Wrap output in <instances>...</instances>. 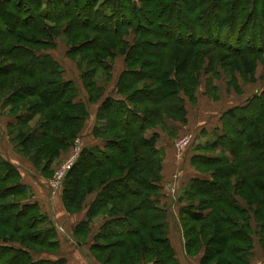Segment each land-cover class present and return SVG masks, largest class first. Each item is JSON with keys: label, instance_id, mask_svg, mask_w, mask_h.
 Segmentation results:
<instances>
[{"label": "trees", "instance_id": "trees-1", "mask_svg": "<svg viewBox=\"0 0 264 264\" xmlns=\"http://www.w3.org/2000/svg\"><path fill=\"white\" fill-rule=\"evenodd\" d=\"M252 21L263 29H248ZM0 28L1 105L14 115L8 127H19L13 133L21 153L49 164L87 117L76 85L44 52L56 47L59 31L68 39L66 55L78 54L88 101L100 103L93 134L102 147L82 151L61 193L71 213L95 193L85 219L73 226L77 244L101 215L90 250L103 264H181L167 211L156 202L163 154L154 128L173 135L174 122L186 124L184 97L195 98L202 75L205 93L215 97L220 69L235 79L259 62L264 67V0H0ZM128 30L133 42L124 39ZM118 56L123 67L106 95ZM212 131L191 157L206 176L192 177L185 188L178 215L184 249L200 254V264H249L256 237L264 252V88L224 111ZM32 195L0 155V264L66 262L33 256L57 251L60 243L39 204L27 200Z\"/></svg>", "mask_w": 264, "mask_h": 264}, {"label": "rangeland", "instance_id": "rangeland-1", "mask_svg": "<svg viewBox=\"0 0 264 264\" xmlns=\"http://www.w3.org/2000/svg\"><path fill=\"white\" fill-rule=\"evenodd\" d=\"M252 26L258 27L259 25L257 26V23L252 21L248 24L247 28L250 29ZM258 28L262 27L259 26ZM175 35L176 34L171 32L172 37ZM260 37L264 38V35ZM134 38L135 33L133 30H128L127 34L124 36V39L129 42H133ZM53 40L56 47L44 52L51 54L58 62L63 69L64 78L73 81L76 85L78 91L76 100L84 101L83 104L87 110V117L84 124L68 145L59 149L58 153L52 158L49 164L44 160L36 163L30 156L21 153L19 146L16 145L14 141L15 134L13 132H16V130L18 131L19 127H8V123L14 121V115L10 111V106L3 107V105H1L2 98L0 99V155L17 169L20 182L31 189L33 195L32 198L27 199L29 202L36 201L39 204L36 199L37 196H34L38 192H42L46 196V199H43L41 203L46 209L49 208V213L46 209H41V211L48 216L54 227H56V239L60 244L57 251L53 252L55 249L48 248V251L45 252L49 253L33 254V256L35 258L47 257V259L51 258V260L65 258L66 262L64 264H103L92 255L90 244H92V240L95 239L94 236L100 230V226L105 220V217L99 215L89 222L85 234V243L78 245L73 232V226L79 221L71 226L72 221L69 219L70 217L66 215V213L70 215L75 214V217L78 218L81 214L80 212H86L95 197V193L87 194L82 201L80 210L78 212L74 211V213L66 209L64 200L61 196L63 181L66 174H68L69 170L78 161L82 151L88 146H93L91 144H96L97 142L100 147H102L103 141L93 134L94 126L99 122L97 119V112L100 103H90L88 101L87 92L82 85L80 71L77 65L79 64L78 54H75L76 57L72 58L66 55L68 49V39H66V35L59 31L58 36ZM122 58L123 57L118 56L113 63V69L110 74L111 78L108 83L105 84L104 94L106 95L113 91L116 78L123 67ZM263 68V64L259 62L252 74L249 76H242L240 73L236 72L235 79L230 73L227 74L220 69L219 76L212 81L217 87L215 88V90H217L215 97L205 93L206 75H202L195 91V98L189 99L186 96L184 97L187 109L186 124L174 122L173 124L177 128H175L176 131L173 135L165 132V129L159 126L154 128L159 134L156 146L157 148H161L163 154L162 167L160 170L161 180L158 183L159 196L156 198V202L161 201L162 204H164V206H161L157 203V206L165 209L168 216L170 214V219L173 220L174 215H179L180 207L176 209V212L173 211L174 209L172 206L166 207V205L170 203L168 199L177 202L174 203L176 206L183 204L185 198L184 192L188 181L194 176H206L194 170L191 165V157L196 154V152H199L197 151L198 147L207 142V140L212 139V130L215 128L213 126L218 124L221 126V116L224 111L244 104L248 98L264 88V78L262 77ZM40 118V115L37 114L28 123V128L31 130L36 128ZM181 139L186 140L187 143L183 147H177V142H180ZM8 151L11 153L14 161L19 164L16 165L15 162L5 158L1 154L2 152H6V154L9 155ZM217 152L218 151L214 152L215 155ZM204 154L211 155V152L206 151ZM46 167H48L45 170L46 172L41 170V168ZM21 172L23 176H25L26 182L30 181L33 187L22 182ZM62 173H65V175L61 179L60 185L58 184L56 187H53L52 184H54V180H56L58 176H61ZM14 198L22 200L21 197H10L9 201L15 200ZM72 210H75V208ZM83 219H85V216L81 220ZM180 227L182 230L181 224ZM6 244L14 248L26 249L18 242ZM27 244L30 245L29 242ZM249 264H264V252L259 246L257 237L255 238L254 256Z\"/></svg>", "mask_w": 264, "mask_h": 264}, {"label": "crops", "instance_id": "crops-1", "mask_svg": "<svg viewBox=\"0 0 264 264\" xmlns=\"http://www.w3.org/2000/svg\"><path fill=\"white\" fill-rule=\"evenodd\" d=\"M218 126H219V124L218 125H214L213 127L216 128ZM96 144H99V143L97 142ZM96 144H91V145H96ZM8 153H9L10 156L8 154H6V152H2L1 154L5 158H8L11 161L15 162L14 159L12 158L11 153L9 151H8ZM15 163H16V165L19 164L18 162H15ZM21 174H22V172H21ZM24 177L25 176H23V174H22V182L25 183V184H29V185H31L33 187V184L30 181L26 182ZM34 196H37V198L36 197L35 198L39 202V204H40L39 206L41 207V209H43V210L46 209L45 206L43 207V205L41 203V202H43V199H46L45 194L42 193V192H38ZM168 200L170 201V203H168V205H166V207L172 206V208L174 209L173 210L174 212H176V209H178L182 205V204H179V206L178 205L176 206L174 203H177V202H175V201H173L171 199H168ZM157 203H159L161 206H164V204H162L161 201H158ZM48 209L49 208L46 209L47 212H48ZM80 213L81 214H80V216L78 218L75 217V214L74 215H70V214L66 213V215L69 216L70 217L69 219H71V221H72L71 222V226L74 225V223H76L77 221H80L85 216V212L84 211L80 212ZM168 222H169V233H168V236H169L170 242L172 244V247L175 250V253H176V256H177L179 262L181 264H200V256H201L200 254L197 255V256H188L186 254V252H185L184 240H183L182 230H181V227H180V224H179V221H178V216L174 215V218L172 220V219H170V214H169ZM170 224H171V226H170Z\"/></svg>", "mask_w": 264, "mask_h": 264}, {"label": "built area", "instance_id": "built-area-1", "mask_svg": "<svg viewBox=\"0 0 264 264\" xmlns=\"http://www.w3.org/2000/svg\"><path fill=\"white\" fill-rule=\"evenodd\" d=\"M186 143H187L186 140L181 139L180 142H177V147H183ZM58 171H61V170H58ZM65 173H62L61 176H58V178L56 180H54V184H52L53 187H56L58 184L60 185V181L63 178V176L65 175Z\"/></svg>", "mask_w": 264, "mask_h": 264}]
</instances>
